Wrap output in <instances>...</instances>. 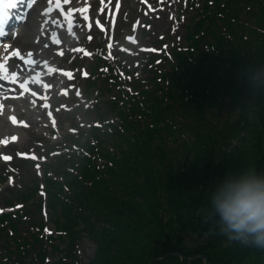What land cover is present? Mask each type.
<instances>
[{"label":"trees","instance_id":"obj_1","mask_svg":"<svg viewBox=\"0 0 264 264\" xmlns=\"http://www.w3.org/2000/svg\"><path fill=\"white\" fill-rule=\"evenodd\" d=\"M215 6L220 15H215L216 18H213V14L207 15L195 28V34L198 36L201 31L202 34L213 36V50H200L197 46L198 40L191 36L196 52L188 50L189 56L177 53L179 63L165 73L168 76V86H159L158 81L154 80L157 87L154 90L143 91L147 100L141 104L135 102L132 107L127 108L133 112L130 116L126 109L121 108V104L116 102L113 109L124 123L111 137L114 141L111 147L117 150L116 166L93 165L91 155L87 156L84 152L58 159V163L63 165L60 170L58 169V174L63 176L64 182L51 181L53 185L46 188V203L53 210L52 223L58 234L56 242H53L51 236L47 238L41 233H35L30 221H13L9 218L11 215H2L6 217L7 226L0 225V264H66L67 259L72 264H114L115 257L111 259L110 256L119 247L117 235L121 234L122 225L128 220L125 214L128 212L131 214L149 200L163 179L171 181L173 170L177 169L180 172L181 166L175 165L189 159L183 164L187 165L193 157L203 160L206 153L212 156L214 139L217 137L222 143H227L223 132L228 127L232 131L229 113L228 126H223L221 131L216 128L215 123L205 119L203 106L211 107L217 97L221 101L230 98L233 108L242 105L243 98L250 100L252 98L250 93L253 91H256L254 98L256 105L259 98L264 95V89L261 90L259 83L254 79V74L264 63V0H223ZM216 19L223 23L224 31L229 37L223 35L222 27ZM217 111L218 118L222 121L220 105L217 106ZM190 116L201 121L193 119L195 125L192 122H180L182 118ZM243 116L242 114V118ZM243 121L245 122L242 120L240 123H244ZM204 123L209 124L206 130ZM234 123L238 124V120ZM165 129L173 142L177 140L174 136L176 131L196 132L192 140L182 138L185 150L182 151L180 159L170 158L171 160L163 162V155H157L155 151L150 152L161 149V143L149 148L152 146L149 141V130ZM93 134L95 135V129H89L87 135L74 141L78 143L82 140L85 152H90L89 146L96 140L90 138ZM106 155L110 156L111 151H107ZM257 167L259 168L256 171L264 173V163L258 164ZM120 180L121 183L118 182ZM187 181L189 180L186 177L184 182ZM110 182L114 188L119 189H109ZM63 184H66V187H63ZM200 193L202 194L203 190H200ZM200 198L197 200L194 197L190 198L189 204L185 201V207L198 205L197 201ZM158 201L159 199H156L155 206L158 205ZM154 218L160 220V215L155 213ZM191 218L199 223L198 227L193 228V234L198 232L199 237L204 236L211 240L208 237L210 236L217 239L215 223L205 220L202 216H195L194 212ZM28 226L32 227L28 240L18 242V236L9 235V232ZM82 232L90 235L96 244L93 256L86 263H79L74 258L76 253L74 246L81 238ZM185 232L191 233L189 229L183 228L171 237V232L166 233L160 227V237L154 240L152 247L154 255L150 259L151 264H169L178 258L182 259L178 254L181 253L180 243L183 242ZM116 243V249H112ZM207 244L200 243L195 247L198 254L204 253L210 261L213 257V260H217L216 264H222L230 251L225 254H222V251L217 254L202 251L201 248ZM130 249L126 248L125 254ZM247 249L249 246L236 249L223 264H232V261L230 262L232 256L246 255ZM258 249L260 252L264 251L259 247ZM49 254L59 255L58 260L49 263L46 261ZM123 256L120 255L117 260ZM183 262L189 264L185 258Z\"/></svg>","mask_w":264,"mask_h":264},{"label":"rangeland","instance_id":"obj_2","mask_svg":"<svg viewBox=\"0 0 264 264\" xmlns=\"http://www.w3.org/2000/svg\"><path fill=\"white\" fill-rule=\"evenodd\" d=\"M201 1L202 0H187V3L185 4L188 6L191 2H193L194 8H196L197 4H200ZM176 4L175 10L171 13V18H169L167 22L179 29L177 34H181L182 30L183 32L184 30L186 31L185 24L192 12L184 10V0H176ZM130 15H133V13L128 12L124 19L117 25L114 39V43H116V46L114 47L115 50H119L125 44L124 36L127 34L126 30L130 26L127 22V18ZM30 20H32V16ZM163 28L164 26L161 24L153 25V30L157 32ZM34 29L35 28L31 21H29V23L25 26V31L32 34ZM167 34L170 36L169 32ZM172 39L175 42L179 40V38H175V36ZM39 43H44V40L40 39ZM101 43L104 44L103 41ZM208 48V46H205V49ZM254 78L258 79V86L260 85V89L263 90L264 69H262L258 74H255ZM250 94L253 99H241L243 103L242 105H236L232 108L230 103L229 116L231 119L230 125L232 131H230L228 127V129L223 132L227 143L224 144L219 140V138H215L212 156H209L206 153L203 160H197L196 157H193V160L190 163L188 162L187 165L183 164L187 163L189 159L181 161L179 165H175V167L181 166L180 172H178L177 169H174V175L171 181L167 178L163 179L160 182V185L157 186L155 194L151 195L149 200L142 203L139 209L135 210L131 214L129 212L125 214V218L128 220L123 223L121 234L117 235V243L119 244V247L110 256L111 259L115 257L114 264H151L150 259L153 258L154 255V248L152 247L154 246V240L160 237V227L166 233L171 232V237L175 236V234L180 232L183 228H187L191 231V233H193V228L198 227L199 223L191 218V214L194 212L195 216H202V218L205 219L206 209L209 204L208 197L210 189L215 187L218 181L222 180L229 171L241 170L242 168L243 170L256 171V169L259 168L257 167L258 164L263 165L264 95L260 97L258 103L254 105L256 91H253ZM37 95L41 96V93L38 92ZM35 102V99L28 96L27 103L24 105V114L31 119L32 127L31 122H27L26 118L15 119V124L19 127L18 129H15L13 127L14 124L6 121L4 118L0 121V177L3 169L2 166L6 169L7 167L11 168L13 163H20L21 160L19 156L31 152L32 149L36 147L37 140L42 139L45 142L44 146L52 147L54 141H59L65 132L71 130V123H73L75 118L76 124H79V118L83 120L80 112L72 114L71 111H68V113L61 111L58 115L60 123L57 127H55L56 132L53 140L51 136L46 135L49 133L51 128L48 125V120L46 119L44 112L40 108L36 109V111L30 110V108L33 109L35 107ZM64 104L65 102L62 101L61 105ZM80 105H82L81 102L78 106ZM222 111L224 115L226 108H223ZM242 114L244 115L243 118ZM67 115L69 116L68 118H66ZM223 115H221L220 118H223ZM92 116L93 115L90 117ZM67 119H69V121H67ZM237 120L238 124H235L234 122ZM242 120H245V122L243 121L244 123H240ZM21 123L24 127L19 126ZM239 123L241 124L240 126H238ZM6 133L7 135H4ZM14 137L15 139H13ZM2 141H4V143L1 145ZM30 156L33 157L34 155L30 154ZM4 157H10V159L5 160ZM33 163H36V161H33ZM19 165V173H22V175H29L30 172L27 173V167L29 165ZM40 166L42 167L41 162L35 166V169H40ZM38 172L41 174V170H38ZM31 174H33L32 170ZM163 174L164 172L161 173V175ZM186 177L189 180L187 183L184 182ZM8 186L12 187L14 190H18L19 180L14 177V179H8L3 183L2 178H0V203H5L4 197L9 193ZM200 190H203L202 194L200 193ZM186 194H189V196H186ZM192 197H194L195 200H197L198 197H201L197 201L198 205H190L189 208L194 209L193 211L185 207V201L189 204V200ZM10 199L13 198L10 197ZM156 199H159V201L158 205L155 206ZM19 200L24 202L22 205L24 209L23 212L26 211L27 206L31 205L33 201L32 198H28L27 195L20 197ZM17 208L18 206L15 210ZM155 213L160 215V220L159 218H154ZM210 222L212 223V221ZM50 225L51 224L49 222V226ZM215 226L218 232L217 239L208 236L211 240L214 239L212 242L209 239V243V240L205 241L203 239L201 244H208L204 248H201L202 251H207L208 253L214 252V254H217L219 251H222V254L230 251L227 257L229 258L236 249H244V247L249 246V249L246 250L248 252L246 255H233L230 262L232 261V264H264V251L260 252L258 247L251 243H243L228 239V237L221 231L220 227L217 224H215ZM197 234L199 233L197 232ZM117 243L112 246V249H116ZM74 247L80 251L78 252L76 250L74 257L81 263L87 262L96 250L95 242L88 235H86L85 232L81 234V238L76 242ZM126 248L131 249L125 254ZM180 248L181 253L189 257H193L198 254V251H196L197 248L188 249L183 245V242L180 243ZM122 254L124 255L123 258L117 260V258ZM54 258H56L55 255ZM227 258L224 259V261L222 260V264L227 260ZM210 259H212V261L209 260L210 264H216L217 260H213V257ZM185 261L189 264L204 263L199 257L193 260L185 259ZM169 264L186 263L183 262V258H178V260L169 262Z\"/></svg>","mask_w":264,"mask_h":264},{"label":"clouds","instance_id":"obj_3","mask_svg":"<svg viewBox=\"0 0 264 264\" xmlns=\"http://www.w3.org/2000/svg\"><path fill=\"white\" fill-rule=\"evenodd\" d=\"M205 219L233 241L264 249V173L229 171L210 189Z\"/></svg>","mask_w":264,"mask_h":264},{"label":"snow or ice","instance_id":"obj_4","mask_svg":"<svg viewBox=\"0 0 264 264\" xmlns=\"http://www.w3.org/2000/svg\"><path fill=\"white\" fill-rule=\"evenodd\" d=\"M25 0H10V2L7 4V7H4L3 5L5 4V0H0V37H4L5 36V25L8 23V9L9 8H14L16 6L17 3H24ZM29 4L31 3V0H28ZM65 2H67V0H65ZM56 3H57V6H59L60 4V0H56ZM48 20H51V17L48 15V13H45L44 14ZM27 13H25V17L24 19L22 20V23L26 22L27 21ZM85 20H87V17H83ZM52 23H56V21H51ZM71 26H74V23ZM90 27V25H89ZM8 35H13V33L9 32ZM51 40L53 43H59V39L57 36H51ZM0 43H3V41H0ZM4 47L7 48L8 45L7 44H4ZM28 55L30 56L31 55V52L28 53ZM12 58H15L17 60H24L25 57L24 55H22L20 53V51L17 49V50H14L13 53L11 54V56L8 57V59H12ZM28 63H31V61H28ZM3 65L0 64V68H2ZM21 87H24L23 85H21ZM15 139V137L13 138ZM5 160H9L10 157H4Z\"/></svg>","mask_w":264,"mask_h":264},{"label":"water","instance_id":"obj_5","mask_svg":"<svg viewBox=\"0 0 264 264\" xmlns=\"http://www.w3.org/2000/svg\"><path fill=\"white\" fill-rule=\"evenodd\" d=\"M202 239V237H199L197 234H190V233H187V232H185L184 234H183V241H184V244H185V246L186 247H188V248H193V247H195V246H197L198 245V242L200 241ZM182 257H184V258H186V259H188V260H190L189 258H187L186 256H184V255H182V254H180ZM198 257H202V258H204L205 260H206V257L205 256H197V258ZM207 264H210L209 262H207Z\"/></svg>","mask_w":264,"mask_h":264},{"label":"bare ground","instance_id":"obj_6","mask_svg":"<svg viewBox=\"0 0 264 264\" xmlns=\"http://www.w3.org/2000/svg\"><path fill=\"white\" fill-rule=\"evenodd\" d=\"M27 38V37H26ZM6 48L4 47V45H2L1 47H0V51H4ZM9 56H11V53H9L6 57H9ZM5 57V59L3 60V61H5L6 63H8V67H10V66H15V65H17L18 64V60L17 59H15V58H12V59H7ZM20 71H22V69L20 70ZM8 81H10V80H8ZM1 123V122H0Z\"/></svg>","mask_w":264,"mask_h":264}]
</instances>
